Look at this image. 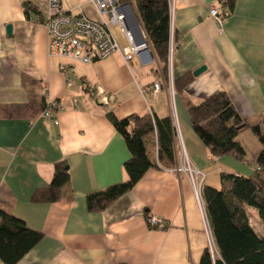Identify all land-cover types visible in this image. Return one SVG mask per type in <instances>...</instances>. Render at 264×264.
I'll list each match as a JSON object with an SVG mask.
<instances>
[{"label":"crops","instance_id":"crops-1","mask_svg":"<svg viewBox=\"0 0 264 264\" xmlns=\"http://www.w3.org/2000/svg\"><path fill=\"white\" fill-rule=\"evenodd\" d=\"M222 1L170 0L177 44L166 85L157 62L144 64L139 55L125 61L116 53L91 64L50 55L47 28L34 14L27 18L23 7L46 4L0 0V208L44 233L17 264L199 263L213 235L186 174L153 167L102 211H89L87 196L128 177L124 163L130 152L109 110L119 119L148 111L169 116L177 160L186 154L206 173L204 184L218 187L222 171L253 173L261 144L248 157L244 130L238 140L249 163L213 157L185 105V99L198 103L224 91L243 119L264 121V0H234L233 14L220 28L210 10ZM203 64L207 69L185 91L175 90V77ZM158 80L162 90L154 94L148 89ZM97 90L108 94V103L97 100ZM48 102L59 105V124L43 116ZM61 160L70 172L63 199L32 202L34 190L52 180ZM147 213L167 227H151ZM248 215L262 234L264 219L253 208Z\"/></svg>","mask_w":264,"mask_h":264},{"label":"trees","instance_id":"trees-1","mask_svg":"<svg viewBox=\"0 0 264 264\" xmlns=\"http://www.w3.org/2000/svg\"><path fill=\"white\" fill-rule=\"evenodd\" d=\"M234 0L229 3L233 4ZM140 20L145 29L166 85L171 83V44L177 37L171 28L170 0H135ZM27 18L34 14L41 22L42 10L23 3ZM194 80L193 71L175 77L176 91L185 89ZM191 125L208 147L213 157L229 156L249 163L247 150L238 136L250 128L261 143L254 160L255 170L250 175L222 171L220 186L204 184L202 188L216 255L206 247L198 264H264V232L259 234L250 223L248 209L253 208L264 219V132L260 123L251 124L243 119L227 92H219L193 103L185 99ZM46 106V105H45ZM107 116L123 136L130 157L125 161V181L89 193L87 207L91 212L102 211L115 200L131 191L145 173L155 168H173L177 163L174 126L169 116L160 117L153 111L129 115L119 119L113 111ZM70 182L66 160L54 165L52 180L34 190L31 201L49 203L63 199L64 188ZM147 216L149 214L147 213ZM167 222L164 228L167 227ZM44 237L40 230L0 208V258L3 264H17Z\"/></svg>","mask_w":264,"mask_h":264},{"label":"built area","instance_id":"built-area-1","mask_svg":"<svg viewBox=\"0 0 264 264\" xmlns=\"http://www.w3.org/2000/svg\"><path fill=\"white\" fill-rule=\"evenodd\" d=\"M42 1L46 7L41 9V23L48 31L50 55L91 64L116 53H120L125 61H130L147 46L153 51L148 35L142 26L135 0H87L96 11V15L93 17L84 10L83 4L67 9L63 6L64 0ZM230 1L223 0L220 5L211 7L210 17L220 28H223L226 19L233 14ZM114 27L121 28L127 41L126 46L121 47L113 32ZM173 48L174 43L172 42L171 58ZM60 69L64 71L66 66L60 65ZM148 90L158 94L162 90V83L158 80ZM172 92H174L173 89ZM95 96L97 100L106 103L110 98L106 92L99 90L96 91ZM58 110L59 105L56 102H48L43 110V116L59 124L56 116ZM171 170L189 177L199 206L206 214L202 193L206 173L198 168L186 154L178 158L175 167ZM147 220L149 225L154 228L162 229L166 225V221L159 217L149 215ZM211 240L209 248L214 253L216 247L212 236Z\"/></svg>","mask_w":264,"mask_h":264},{"label":"rangeland","instance_id":"rangeland-1","mask_svg":"<svg viewBox=\"0 0 264 264\" xmlns=\"http://www.w3.org/2000/svg\"><path fill=\"white\" fill-rule=\"evenodd\" d=\"M78 4H83V8L84 10L90 15V16H95L96 15V11L93 8V6L91 5V3L87 2V0H64L63 1V6L67 9L72 8ZM113 32L115 34V36L117 37L121 47H124L127 45V41L124 38L123 34H122V30L120 27H114L113 28ZM137 61V58H134ZM154 65L156 64V59H154ZM261 128L262 131L264 132V121H261ZM243 140H245V143L248 146V157L251 156V152L253 150L256 149V144L260 145V141L259 138L257 136V134L255 132H253L251 129H246L243 133L242 136ZM174 168V167H173ZM172 169V168H171ZM220 185H218L219 187ZM212 241V240H211ZM210 243V242H209ZM213 245V244H212ZM217 251L216 248L214 249V254L216 255Z\"/></svg>","mask_w":264,"mask_h":264},{"label":"water","instance_id":"water-1","mask_svg":"<svg viewBox=\"0 0 264 264\" xmlns=\"http://www.w3.org/2000/svg\"><path fill=\"white\" fill-rule=\"evenodd\" d=\"M7 31L9 34L11 33L12 24L7 25ZM138 55L144 64H149L151 62H154V59H156L154 52L148 46L143 48L142 50H140ZM206 69H207V66L203 64L200 67H198L197 69H195L193 71V74H194V76H198L200 73H202Z\"/></svg>","mask_w":264,"mask_h":264}]
</instances>
